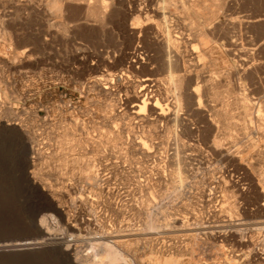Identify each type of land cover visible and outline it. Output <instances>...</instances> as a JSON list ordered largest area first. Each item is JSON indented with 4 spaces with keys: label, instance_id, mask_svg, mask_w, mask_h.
Listing matches in <instances>:
<instances>
[{
    "label": "rangeland",
    "instance_id": "374dc122",
    "mask_svg": "<svg viewBox=\"0 0 264 264\" xmlns=\"http://www.w3.org/2000/svg\"><path fill=\"white\" fill-rule=\"evenodd\" d=\"M48 1L0 0V234L33 233L34 220L43 234L0 245V264H85L98 237L121 264H264V0H60V14ZM96 5L103 23L86 15ZM168 38L178 70L153 45ZM130 65L162 80L159 101L180 119L144 124L142 139L158 152L194 145L202 160L180 150L152 163L127 145L124 97L139 89L110 74ZM213 145L219 158L205 156Z\"/></svg>",
    "mask_w": 264,
    "mask_h": 264
},
{
    "label": "bare ground",
    "instance_id": "6f19581e",
    "mask_svg": "<svg viewBox=\"0 0 264 264\" xmlns=\"http://www.w3.org/2000/svg\"><path fill=\"white\" fill-rule=\"evenodd\" d=\"M67 1H69V0H67ZM75 1V0H74ZM74 1H72V2H74ZM112 1V0H111ZM127 1V0H126ZM135 1V0H134ZM71 2V1H70ZM76 2H77V0H76ZM79 2V1H78ZM150 2V1H149ZM48 3H49V1H48ZM67 3V2H66ZM81 3H82V1H81ZM86 3V2H85ZM50 7H51V9L56 13V14H60L62 11H64V10H62V6H61V4H60V0H51L50 1ZM69 4V3H68ZM113 4V3H112ZM130 4V3H129ZM93 5V4H92ZM127 5V4H126ZM131 5V4H130ZM153 5V4H152ZM47 6V5H46ZM66 6V5H65ZM71 6V5H70ZM88 6V5H87ZM86 6V7H87ZM101 6V5H100ZM99 5H96V6H94V7H89V8H87V10H86V15H87V17H91V18H94V19H96L97 21H99L100 23H103L104 22V16L102 15V12H101V7H100ZM110 6V5H109ZM69 7V6H68ZM68 7H66V8H68ZM114 7V6H113ZM131 7V6H130ZM134 7V6H133ZM132 7V8H133ZM135 7H137L136 5H135ZM145 8V7H144ZM156 9V8H155ZM62 10V11H61ZM70 10V9H69ZM136 10V9H135ZM134 10V11H135ZM144 10V9H143ZM161 10V12H162V9H160ZM105 11V10H104ZM109 11V10H108ZM160 12V11H159ZM83 13V12H82ZM168 13V12H167ZM108 14V13H107ZM138 14V13H137ZM136 14V15H137ZM143 14H145V13H143ZM154 14V13H153ZM161 14V13H160ZM166 14V13H165ZM70 15V14H69ZM68 15V16H69ZM139 15V14H138ZM162 15V14H161ZM195 15H197V14H195ZM107 16V15H106ZM105 16V17H106ZM167 16V15H166ZM216 16V15H215ZM157 17V16H156ZM160 17V16H159ZM163 17V16H162ZM212 17V16H211ZM140 18H141V16H140ZM147 18V17H146ZM88 19V18H87ZM113 19V18H112ZM164 19H166V17L164 16ZM262 19V18H261ZM142 20V19H141ZM145 20V19H144ZM143 20V21H144ZM263 20V19H262ZM262 20H257V21H254V22H247V23H255V22H261ZM91 21V20H90ZM159 21V20H158ZM167 21V20H166ZM264 21V20H263ZM98 22V23H99ZM154 22H156V21H154ZM97 23V22H96ZM99 23V24H100ZM157 23V22H156ZM169 23V22H168ZM166 24V23H165ZM139 25V24H138ZM141 25V24H140ZM157 26V25H156ZM156 26H155V28H156ZM172 26V25H171ZM63 28L61 29V31L63 32V34L66 32L65 30H66V28L64 27V26H62ZM98 27V26H97ZM102 27H100V29H101ZM99 29V30H100ZM126 29H127V27H126ZM134 28H131V30H133ZM149 29V28H148ZM97 30H98V28H97ZM99 30H98V32H99ZM128 30V29H127ZM145 30V29H144ZM168 30V29H167ZM181 30V29H180ZM199 30V29H198ZM108 31V30H107ZM146 31V30H145ZM160 31V30H159ZM58 32V31H57ZM123 32H124V30H123ZM142 32V31H141ZM141 32H139V33H141ZM147 32V31H146ZM155 32V31H154ZM59 33V32H58ZM143 33V32H142ZM151 33V32H150ZM48 34V33H47ZM60 34V33H59ZM62 34V33H61ZM99 34H100V32H99ZM106 34V33H105ZM146 34V33H145ZM154 34V33H153ZM126 35V34H125ZM147 35V34H146ZM151 35V34H150ZM149 35V36H150ZM159 35V34H158ZM204 35V34H203ZM216 35V34H215ZM6 36V35H5ZM8 36V35H7ZM51 36V35H50ZM128 36V35H127ZM144 37V36H143ZM142 37V38H143ZM131 38V37H130ZM145 39H146V36H145ZM188 39V38H187ZM186 39V40H187ZM191 39V38H190ZM205 39V38H204ZM48 40V39H47ZM176 40V39H175ZM179 40V39H178ZM152 41H154V40H152ZM180 41V40H179ZM182 41V40H181ZM144 42V41H143ZM172 42V43H171ZM183 42V41H182ZM207 42V41H206ZM233 42V41H232ZM231 42V43H232ZM142 43V42H141ZM177 42H175L174 40L173 41H171V39L170 38H168V41L167 42H164L163 40H156L155 39V41H154V43H153V45H154V47L156 46V47H158L159 49H161V52L159 51V53H162V55H164V56H166L167 57V60H166V62L164 63V64H162V65H164L165 66V68H167L168 70L170 69V71L172 70L171 69V67L173 68H175V66H176V68L178 67V52L175 50V48H177V44H176ZM142 44H144V43H142ZM166 44V45H165ZM171 44H175L174 46H171ZM179 44V43H178ZM181 44V43H180ZM203 44V43H202ZM232 44H234V43H232ZM139 45V44H138ZM183 46V45H182ZM232 46V45H231ZM235 46V45H234ZM117 47V46H116ZM141 47V46H140ZM151 47V46H150ZM201 47H204V46H201ZM200 47V48H201ZM121 48V47H120ZM151 48H153V47H151ZM198 48V47H197ZM192 49V48H191ZM205 49V48H204ZM189 50V49H188ZM201 50V49H200ZM147 51V50H146ZM156 51V50H155ZM154 51V49H153V52L154 53H156L157 54V51L155 52ZM183 51V50H182ZM198 51V50H197ZM202 51V50H201ZM206 51V50H205ZM137 52V51H136ZM135 52V53H136ZM188 52V51H187ZM186 52V53H187ZM196 52V51H195ZM204 52V51H203ZM202 52V53H203ZM232 52V51H231ZM107 53V52H106ZM143 53V52H142ZM181 53V52H180ZM179 53V54H180ZM185 53V52H184ZM120 54V53H119ZM132 54H134V52L132 53ZM188 54V53H187ZM193 54V53H192ZM103 56H104V54H102ZM138 55V54H137ZM181 55V54H180ZM16 56V55H15ZM131 56V55H130ZM143 56V55H142ZM158 56V55H157ZM193 56V55H192ZM13 57H14V55H13ZM101 57V56H100ZM105 57H107V55L105 56ZM132 57H134V56H132ZM150 57V56H149ZM177 57V58H176ZM196 57V56H195ZM137 58H138V56H137ZM163 58V57H162ZM193 58V57H192ZM108 59V58H107ZM106 59V60H107ZM166 59V58H165ZM180 59V58H179ZM105 60V61H106ZM141 61V62H138V61ZM138 61L137 60H135V61H137L136 63L137 64H140V66H141V68H143L144 69V66H143V64H144V62H146V61H148L149 62V60L150 59H148V57H147V55L143 58V57H141L140 59H139ZM160 60V59H159ZM181 60V59H180ZM134 61V62H135ZM153 61V60H152ZM185 61H187V59L185 60ZM100 62V61H99ZM130 62V61H129ZM151 62V61H150ZM164 62V61H163ZM191 62V61H190ZM101 63V62H100ZM110 63V62H109ZM185 63V62H184ZM133 64V63H132ZM161 64V63H160ZM181 64V63H180ZM104 65H105V63H104ZM128 65V64H127ZM126 65V66H127ZM136 65V64H135ZM182 65V64H181ZM107 66V65H106ZM146 66V65H145ZM163 66V67H164ZM105 67V66H104ZM125 67V66H124ZM189 67V66H188ZM135 67H133V65H130V66H128V67H126V70L124 71H122L121 73H118V74H113V75H111L110 74V72L108 73V74H110V76H111V80L113 79V80H116V83H118V85H120V83L122 82V81H124V80H129V82H130V86H128V85H126V86H128V87H130V88H138L139 89V91L138 92H136V93H134L133 95H130V94H127L125 97H124V100H125V108H127L128 109V111L130 112H126L127 114L126 115H128V116H130V120L132 121V123H133V129H135V131L136 132H134L133 130H131L130 132L132 133L131 134V138H132V140L131 139H129V142L127 143V145H129V147H131V149L132 150H134V151H136V150H139L140 149V151H142V154H144L145 155V158H146V160L147 159H150L151 161H152V163L154 162L155 163V161L154 160H156V159H158V160H164V162L166 163L167 161H168V159L171 157V156H178V154L180 153V150H182L183 151V153H184V156L186 157V158H189V159H192L193 157L195 158V157H200V159L203 157V152L200 150V151H197V154H193V152L194 151H192V148H194L195 146L194 145H188V146H184V145H182V148L179 150V148H178V144H167L166 145V147H165V149L164 150H166V151H163V152H158V148L157 147H154L153 146V144L151 143L150 144V146L149 145H147L146 144V142L142 139L143 138V136H145V137H147V135H142V133H145L143 130V132H141V129H143V125L144 124H151V125H155V124H159V123H161V124H163V125H165V126H168L170 123H172V122H176V121H178V119H179V115L178 114H176V110H175V108L174 107H171V109H169V107L167 106V104H165V105H162L161 103H160V101H159V99L161 98V91L159 90V86H160V81H162V80H160V79H158V78H156V77H154L153 76V74L152 75H144V76H138V74H139V72H137L135 69H134ZM147 68V67H146ZM153 68V67H152ZM164 68V69H165ZM182 68V67H181ZM180 68V69H181ZM190 68V67H189ZM187 69V68H186ZM139 70V69H138ZM174 70H176V69H174ZM177 70H178V68H177ZM177 70H176V72H177ZM145 71H147V70H145ZM183 72V71H182ZM181 72V73H182ZM191 72V71H190ZM104 73V72H103ZM107 73V72H106ZM151 73V72H150ZM187 73V72H186ZM145 74V73H144ZM189 74V73H188ZM101 76V75H100ZM173 76V75H172ZM185 76V75H184ZM107 77H109V76H107ZM187 77V76H186ZM186 77H185V79H186ZM110 78V77H109ZM162 78V77H161ZM175 78H176V75H175ZM190 79H192V78H190ZM90 81V80H89ZM102 81H106V80H104V79H97L96 80V82H95V85H97V83H100V82H102ZM184 78H182V77H180L179 76V78H178V80H177V86H178V88H179V90H181V92H182V90L184 89ZM192 81V80H191ZM202 81V80H201ZM201 81H199V82H201ZM103 82V83H104ZM107 82V81H106ZM88 83V82H87ZM128 83V82H127ZM126 83V84H127ZM198 83V82H197ZM88 84H90V83H88ZM122 84V83H121ZM129 84V83H128ZM191 84H192V82H191ZM108 85V84H107ZM125 85V84H124ZM186 85V84H185ZM106 86V85H105ZM121 86V85H120ZM162 86V85H161ZM173 86V85H172ZM187 86V85H186ZM198 86H199V84H198ZM87 87V86H86ZM108 87H109V85H108ZM110 87H112V86H110ZM171 87V86H170ZM200 87V86H199ZM214 87H215V85H214ZM169 88V87H168ZM209 88V87H208ZM85 89V88H84ZM112 89V88H111ZM110 89V90H111ZM125 89V88H124ZM163 89V88H162ZM207 89V88H206ZM212 89H213V87H212ZM94 90V89H93ZM104 90H107V88H104ZM136 90V89H135ZM165 90V89H164ZM214 90V89H213ZM213 90H210V91H212V92H214ZM87 91V90H86ZM116 91V90H115ZM119 91V90H118ZM127 91V90H126ZM206 91V90H205ZM216 91V90H215ZM91 92V91H90ZM101 92V91H100ZM180 92V93H181ZM186 92V91H185ZM128 93V92H127ZM175 93V92H174ZM184 93V92H183ZM196 93V92H195ZM210 94H211V92H210ZM216 94V93H215ZM176 95H177V93H176ZM217 95V94H216ZM107 96V95H106ZM183 96V95H182ZM190 96V95H189ZM195 96H196V94H195ZM212 96V95H211ZM180 98H181V96H180ZM186 98V97H185ZM194 99V98H193ZM192 99V100H193ZM199 99V98H198ZM216 99V98H215ZM165 100V99H164ZM179 101L180 99H178V97L176 98V101ZM182 100V99H181ZM197 100V99H196ZM201 99H199L198 100V103L200 104V101ZM116 101V100H115ZM123 101V100H122ZM171 102V101H170ZM245 102V101H244ZM165 103V102H164ZM182 103V102H181ZM202 103V102H201ZM117 104V103H116ZM248 104V103H247ZM235 105V104H234ZM115 106V105H114ZM121 106V105H120ZM124 106V105H123ZM130 106V107H129ZM193 106V105H192ZM239 106V105H238ZM241 106V105H240ZM245 106V105H244ZM116 107V106H115ZM214 107V106H213ZM119 108H121V107H119ZM187 108V107H186ZM250 108V107H249ZM260 108V107H259ZM182 108H180L179 109V111L181 110ZM184 109V108H183ZM131 110V111H130ZM261 110V109H260ZM216 111V110H215ZM213 112V111H212ZM180 113V112H179ZM182 113V112H181ZM220 113V112H219ZM122 114L123 113H121V116H122ZM224 114V113H223ZM247 114H248V112H247ZM246 114V115H247ZM260 114V113H259ZM125 115V114H124ZM225 115V114H224ZM258 115V114H257ZM260 116V115H259ZM126 117V116H125ZM218 117V116H217ZM228 119V118H227ZM180 120V119H179ZM230 120H231V118H230ZM1 123V122H0ZM126 124H128V123H126ZM177 124V123H176ZM0 125H3V123H1ZM128 126V125H127ZM131 126V125H130ZM171 126V125H170ZM169 127V126H168ZM231 127V125H230V123H229V125H228V129ZM170 128V127H169ZM168 128V129H169ZM163 129V128H162ZM226 129H227V127H226ZM228 132V131H227ZM119 134V133H118ZM136 134H137V136H136ZM23 136V135H22ZM29 139V138H28ZM135 139H138V140H140L139 142H142V144L141 143H138V142H135ZM149 140H151V138L149 139ZM25 141V140H24ZM152 141V140H151ZM150 141V142H151ZM173 142V141H172ZM138 145V146H137ZM181 145V144H180ZM163 146V145H162ZM139 147V148H138ZM154 147V148H153ZM160 147V146H159ZM161 148V147H160ZM150 149H152V150H150ZM129 151V150H128ZM171 151V152H170ZM182 151H181V153H182ZM226 151V150H225ZM28 152H30V150L28 151ZM35 152V151H34ZM38 152V151H37ZM224 152V151H223ZM130 153H132V151L130 152ZM30 154V153H29ZM138 154V153H137ZM141 154V155H142ZM214 155L215 157H217V158H219L220 156H222L221 155V152H220V150H219V148H218V146H216V145H213V146H210L209 148H208V151H206V153H205V156L206 155ZM36 155V154H35ZM147 155V156H146ZM224 156L222 157L223 158V160L225 161V159H226V161L227 160H233V158L234 157H232L229 153H225V154H223ZM37 156H39V155H37ZM42 156V155H41ZM202 156V157H201ZM51 157V156H50ZM176 158V157H175ZM51 159V158H50ZM27 160V159H26ZM166 160V161H165ZM202 160V159H201ZM201 160H200V165H201ZM72 161V160H71ZM188 161V160H187ZM223 161V162H224ZM28 162V161H27ZM62 162V161H61ZM68 162V161H67ZM33 164V163H32ZM60 164V163H59ZM168 164V163H167ZM173 164V163H172ZM26 165V164H25ZM27 166H30L29 164L27 165ZM70 166V165H69ZM166 168V167H165ZM92 169V168H91ZM59 170V169H58ZM48 172V171H47ZM92 173V172H91ZM90 173V174H91ZM81 174V173H80ZM85 174H86V172H85ZM84 174V175H85ZM93 175V174H92ZM80 176V175H79ZM86 176V175H85ZM57 177V176H56ZM261 177V176H260ZM262 179V178H261ZM221 180V179H220ZM89 181V180H88ZM261 181H263V180H261ZM93 182H95V183H97V182H99V180L96 178V176H94V179H93ZM262 183L263 182H261V185H262ZM98 184V183H97ZM88 185H91V183L89 184V182H88ZM261 185H260V187H261ZM45 186V185H44ZM92 186H93V184H92ZM96 186V185H95ZM210 186H211V184H210ZM264 186V185H263ZM262 186V187H263ZM47 188V187H46ZM216 189H218V190H220V185L219 184H216V187H215ZM262 189V188H261ZM42 190L44 191V189L42 188ZM47 190V189H46ZM263 190V189H262ZM45 192V191H44ZM51 192V191H50ZM53 193V192H52ZM43 194H45V193H43ZM263 194V193H262ZM48 197H49V195H47ZM47 196H46V198H47ZM55 199H56V197H55ZM150 202V201H149ZM148 203V202H147ZM149 204V203H148ZM52 206H54V205H52ZM55 206H56V204H55ZM53 209H55V208H53ZM52 209V211L53 212H55L56 213V215H57V217H59V219L60 220H64V218H65V216H66V213L64 212V211H54ZM56 210V209H55ZM60 210V209H59ZM37 214H39V212L37 213ZM177 220V219H176ZM148 221V220H147ZM149 225V224H148ZM169 225V224H168ZM170 227H172L173 229H175L176 228V226H175V224H174V222H172L171 223V226ZM178 227V226H177ZM183 227V225L181 224V226H179V228H182ZM161 229V228H160ZM69 230H73L72 229V227L70 228L69 227ZM151 230V229H150ZM41 232V231H40ZM42 233V232H41ZM45 235L47 236V235H49L48 233H45ZM49 237V236H48ZM47 240H51V239H47ZM47 240H43L42 242H37L35 245H38V246H41V245H45L46 244V241ZM96 240H97V242L96 243H94L92 246H91V255H89V258H88V260H86L85 261V264H87L88 262H89V260H90V262H92L93 260H94V264H121V263H123L124 262V259H123V257L111 246V245H109L108 243H105V242H102V241H104V238L103 237H98V238H96ZM95 240V241H96ZM51 243V242H50ZM243 244V243H242ZM30 245V244H29ZM2 246H4V245H2ZM26 246V245H25ZM24 246V247H25ZM254 246V245H253ZM16 247H23V245H18V246H16ZM255 250V249H254ZM90 252V251H89ZM182 255L183 254H178L176 257H173V258H171V257H169V255H167V257H165V260H162V261H160L159 263H155V264H189L188 262L186 263V261L185 260H183V258H182ZM92 257H93V259H92ZM259 258H260V256H259ZM263 258V257H262ZM92 259V260H91ZM255 259H257V258H255ZM264 259V258H263ZM262 259V260H263ZM81 262V261H80ZM93 263V262H92ZM239 263V262H238ZM78 264H82V263H78ZM88 264H91V263H88Z\"/></svg>",
    "mask_w": 264,
    "mask_h": 264
},
{
    "label": "water",
    "instance_id": "95a60500",
    "mask_svg": "<svg viewBox=\"0 0 264 264\" xmlns=\"http://www.w3.org/2000/svg\"><path fill=\"white\" fill-rule=\"evenodd\" d=\"M33 227L35 228V231L33 233H24L19 236H12V235H6V234H0V245L7 244V243H27V242H36L41 240L43 237V234L37 229V221L34 220L32 222ZM9 224L2 223L0 224V233L8 232Z\"/></svg>",
    "mask_w": 264,
    "mask_h": 264
}]
</instances>
